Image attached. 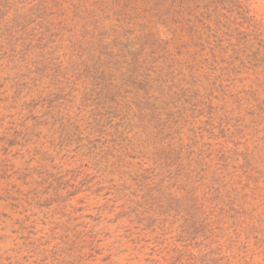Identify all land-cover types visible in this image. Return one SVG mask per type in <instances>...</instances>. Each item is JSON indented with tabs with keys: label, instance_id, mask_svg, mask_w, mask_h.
I'll return each instance as SVG.
<instances>
[{
	"label": "rangeland",
	"instance_id": "obj_1",
	"mask_svg": "<svg viewBox=\"0 0 264 264\" xmlns=\"http://www.w3.org/2000/svg\"><path fill=\"white\" fill-rule=\"evenodd\" d=\"M0 264H264V0H0Z\"/></svg>",
	"mask_w": 264,
	"mask_h": 264
}]
</instances>
